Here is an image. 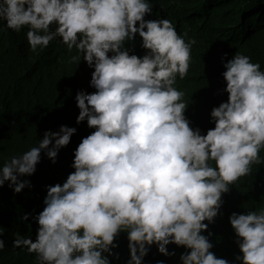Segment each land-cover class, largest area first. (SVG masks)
Wrapping results in <instances>:
<instances>
[{
    "label": "clouds",
    "instance_id": "1",
    "mask_svg": "<svg viewBox=\"0 0 264 264\" xmlns=\"http://www.w3.org/2000/svg\"><path fill=\"white\" fill-rule=\"evenodd\" d=\"M152 13L150 0H0V22L16 32L27 27L31 51L61 38L82 54L73 62L94 69L96 91L81 90L75 100L77 123L86 120L95 131L75 149V171L46 186L35 242L15 233L13 248L35 253L38 264H111L121 231L129 240L127 264H143L152 245L174 256L170 244L190 250L181 264H231L210 251L202 232L220 214L223 194L250 165L264 163V71L239 52L223 64L228 99L212 108L215 126L202 134L174 87L188 74L196 41H186L168 18L146 19ZM137 34L143 56L126 46ZM76 132L66 125L45 131L37 146L0 167V187H31L21 178L36 172L42 152L56 163ZM229 220L242 253L236 261L264 264V210L233 212Z\"/></svg>",
    "mask_w": 264,
    "mask_h": 264
},
{
    "label": "trees",
    "instance_id": "2",
    "mask_svg": "<svg viewBox=\"0 0 264 264\" xmlns=\"http://www.w3.org/2000/svg\"><path fill=\"white\" fill-rule=\"evenodd\" d=\"M152 15L146 19L168 18L178 34L185 40L194 39L188 74L174 85L184 92L183 101L188 105L186 117L191 127L200 128L202 134L214 128L210 112L213 107L228 99L222 73L223 64L237 52L259 63L264 71V0H150ZM158 14V15H157ZM27 27L20 32L8 29L0 22V167L12 156L22 155L38 145L45 131H59L61 125L75 127L77 132L69 145L62 148L56 163L42 152L36 172L21 179L31 181L20 193L8 187H0V239L6 244L0 250V264H38L35 253L26 249H14L15 233L37 237L38 222L34 217L43 210L46 186L63 184L71 172L74 151L82 138L95 131L87 121L77 123L80 109L75 96L84 90L93 93L90 86L91 73L86 61L73 62L72 57L82 54L71 51L57 38L47 48L30 50L26 38ZM142 38L137 34L134 41L127 42L132 53L143 56ZM225 54L227 56L225 57ZM111 55V54H110ZM264 161V149L260 152ZM214 166V162H210ZM249 175L240 178L223 194L220 214L214 223H209L202 234L208 236L217 258H224L231 264H239L237 255H242L236 243V234L229 217L233 212L246 214L248 211L264 210V163L250 165ZM30 213L28 220L23 216ZM209 233L211 235L209 236ZM118 247L119 259L110 256L111 264H127L130 259L127 232L121 231L114 241ZM174 256H165L152 245L144 257L143 264H181L180 256L184 246L168 245ZM107 255V254H105Z\"/></svg>",
    "mask_w": 264,
    "mask_h": 264
}]
</instances>
